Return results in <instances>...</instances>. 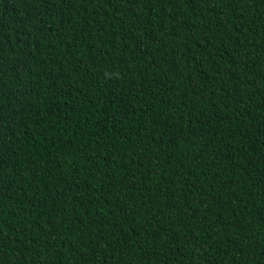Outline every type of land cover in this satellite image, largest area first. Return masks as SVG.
<instances>
[{
	"label": "trees",
	"instance_id": "trees-1",
	"mask_svg": "<svg viewBox=\"0 0 264 264\" xmlns=\"http://www.w3.org/2000/svg\"><path fill=\"white\" fill-rule=\"evenodd\" d=\"M0 264H264V0H0Z\"/></svg>",
	"mask_w": 264,
	"mask_h": 264
}]
</instances>
